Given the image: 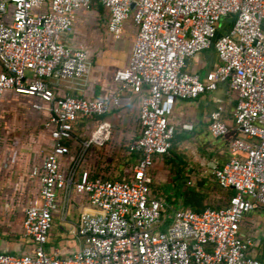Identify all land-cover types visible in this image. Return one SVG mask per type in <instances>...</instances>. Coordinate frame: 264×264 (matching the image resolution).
<instances>
[{"label":"built area","instance_id":"1","mask_svg":"<svg viewBox=\"0 0 264 264\" xmlns=\"http://www.w3.org/2000/svg\"><path fill=\"white\" fill-rule=\"evenodd\" d=\"M97 1L115 40L129 20L137 30L128 64L113 82L140 99L141 131L128 145L138 161L123 180L82 168L88 150L110 140L112 126L100 121L80 145L75 126L109 114L121 99L56 93L63 82L89 74L86 49L67 46L62 37L73 31L79 11L91 9V0H0V100L7 94L32 98V110L49 113L43 126L51 140L42 163L29 173L39 182L22 225L32 252H0V264H264L250 255L253 239L240 234L244 217L264 208V0ZM223 19L231 25L218 36ZM210 49L219 65L202 79L188 62ZM220 84L234 97L237 135L227 146L230 160L212 175L234 194L223 208L173 210L150 189L154 160L168 155L175 136L164 102L195 100ZM222 111L210 114L215 138L229 133ZM72 193L86 196L94 213L82 214L72 226L80 245L62 256L48 243L59 195L65 205Z\"/></svg>","mask_w":264,"mask_h":264},{"label":"crops","instance_id":"2","mask_svg":"<svg viewBox=\"0 0 264 264\" xmlns=\"http://www.w3.org/2000/svg\"><path fill=\"white\" fill-rule=\"evenodd\" d=\"M85 12L79 11L75 15L74 25L81 13ZM92 12L106 15L104 20L105 36H101L106 38L105 48H109L106 54L108 61L93 65L94 58L91 60L90 52L86 49L90 64L87 78L74 83L63 82L62 87L56 90V93L104 101H108L112 97L121 99V104L104 117L80 120L75 126V136L79 138L77 143L80 145L100 121L109 122L112 126L110 140L103 147L90 148L81 167L107 179L123 180L130 176L139 158L138 155L128 152V145L141 131L139 123L140 99L131 91H118L117 85L113 82V76L118 69L127 66L137 30L129 20L125 24L122 38L115 40L107 30V11L103 8L102 12H99L98 9H92ZM224 23L221 22L219 26L218 36L227 32L229 28V25L224 27ZM62 42L71 47L80 46L74 30L63 36ZM99 53L100 58L103 59L104 52ZM218 65L219 60L213 49H210L203 52L198 59L190 60L188 69L196 70L203 79ZM22 98L28 100L30 105L34 102L32 98ZM164 104L168 119L175 127V136L168 155L156 157L154 160L150 184L152 195L173 210H179L183 207L181 204L182 193L187 189H195L196 192L204 196L202 204L207 208L226 207L230 198V190L221 189L212 173L230 160L231 155L227 146L229 141L237 135L233 122L235 100L227 85L220 84L216 91L208 92L195 100L166 99ZM220 108L224 110L221 112V118L229 127V133L224 138H215L210 133V114ZM37 114L43 117L42 123L44 124L49 113L44 110ZM50 142L49 132L44 129V126L41 138L28 145L15 144L11 147L4 141L0 142V252L12 255L32 252V246L22 238V225L26 208L38 196L39 182L31 180L29 173L33 167L42 163L44 155L50 147ZM117 148L124 149L125 159L119 163V165H124L121 177L115 175L111 169L109 171L103 169V165L99 163L101 154L102 156L106 155L103 154V149L116 150ZM72 149V151H77L78 145L74 143ZM99 164L100 167H98ZM68 165L67 161L63 163L65 168ZM107 165L110 164L107 163ZM221 193L224 197H220ZM58 203L59 212L54 214L48 249L67 256L78 250L80 245L77 239L70 234L72 226L82 214H93L94 208L86 196L75 193L70 195L65 205L63 197L59 195ZM258 210L264 211V208ZM241 227H249L247 233L240 232V234L255 242V247L251 249L250 255L264 261V227H261L257 221L251 224L246 223L245 217Z\"/></svg>","mask_w":264,"mask_h":264},{"label":"rangeland","instance_id":"3","mask_svg":"<svg viewBox=\"0 0 264 264\" xmlns=\"http://www.w3.org/2000/svg\"><path fill=\"white\" fill-rule=\"evenodd\" d=\"M104 13L92 12V9L81 13L78 21L74 25L75 37L80 46L90 52L91 60L94 58L93 65L100 64L102 61L107 63L106 38H103L105 31ZM231 19H223L224 27L229 25ZM104 35V36H101ZM103 40H102V39ZM102 42V45H100ZM115 45V43H114ZM127 50V48H125ZM103 51L104 58H100V53ZM106 52V53H105ZM92 66V64H91ZM104 117V116H103ZM98 118V117H97ZM101 118V117H100ZM43 117L32 110L30 102L22 97H16L12 94L5 96L0 100V142H6V145L15 146V144L28 145L30 142L37 141L42 136ZM104 156H100L99 163L106 169L119 175L123 174L124 165H119L125 159L123 156L124 149L117 148L116 150L103 149ZM102 158H105L104 160ZM109 163L110 165H107ZM100 164L98 167H100ZM113 165V166H111ZM113 167V169H112ZM169 190V189H168ZM167 192V190H166ZM220 197H224L221 193ZM257 221L261 227H264V211L256 210L248 213L245 216V222L248 224ZM249 227H241V233H247Z\"/></svg>","mask_w":264,"mask_h":264},{"label":"trees","instance_id":"4","mask_svg":"<svg viewBox=\"0 0 264 264\" xmlns=\"http://www.w3.org/2000/svg\"><path fill=\"white\" fill-rule=\"evenodd\" d=\"M91 9H98L99 12H102L103 6L97 0H91ZM234 194L230 190V197ZM204 196L195 191V189H187L182 193V209H192L193 211L200 213L204 211L207 206L202 204ZM219 209L217 207H212ZM261 261V260H260Z\"/></svg>","mask_w":264,"mask_h":264}]
</instances>
